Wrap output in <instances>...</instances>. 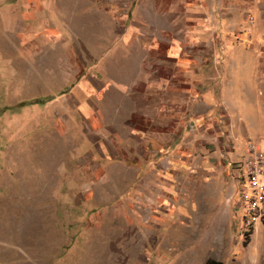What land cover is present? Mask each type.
<instances>
[{"label": "rangeland", "instance_id": "rangeland-1", "mask_svg": "<svg viewBox=\"0 0 264 264\" xmlns=\"http://www.w3.org/2000/svg\"><path fill=\"white\" fill-rule=\"evenodd\" d=\"M187 9L256 62L233 114L217 101L162 149L128 106ZM247 140L264 152V0H0V264H264V220L244 229L236 197Z\"/></svg>", "mask_w": 264, "mask_h": 264}, {"label": "crops", "instance_id": "crops-1", "mask_svg": "<svg viewBox=\"0 0 264 264\" xmlns=\"http://www.w3.org/2000/svg\"><path fill=\"white\" fill-rule=\"evenodd\" d=\"M160 15L161 13L158 12V16ZM175 20L184 21H181L183 27L180 30L178 27L174 28L176 35L167 42L168 53L164 54L166 58L147 57L139 64H143L145 68L154 66L156 69L169 65L172 74L161 75L156 73V69L145 74L142 92L138 93L136 101L130 100L127 112L138 115L140 124L143 123L141 132L146 143L151 141L150 145L160 146L162 149L166 148V145L172 146L179 133L186 130L188 123L186 118L189 119L190 116L201 111H210L217 101L229 115L233 114L232 110L238 108V104L230 93L233 92L232 89L234 90L233 87L237 82L235 74L239 63L245 64L249 60L251 64L253 61L256 62L252 47L248 45L245 47L226 42L221 47L216 48L214 45V48H211L209 42L211 36H218L224 31V24L218 20L214 22L212 12L187 9L185 12L177 13ZM153 29L155 30L154 27ZM177 30L180 32L178 33ZM155 34L150 36L147 47L154 44ZM158 38L162 39V36ZM195 47L200 49L195 50ZM149 50L147 48L145 54ZM183 50L185 55L181 56L180 52ZM211 50L221 58L217 64L210 63ZM237 55L241 56V61H238ZM122 63L123 67L130 64L126 59H122ZM228 73L229 76L231 75L229 81L225 79ZM212 83L215 84V89L210 87ZM168 122H174V127L169 125L171 129L167 137V133H164L161 127L168 125ZM148 124L153 125V128H149ZM167 139H171L172 142L166 141ZM170 185L168 182L165 188L170 190Z\"/></svg>", "mask_w": 264, "mask_h": 264}, {"label": "built area", "instance_id": "built-area-1", "mask_svg": "<svg viewBox=\"0 0 264 264\" xmlns=\"http://www.w3.org/2000/svg\"><path fill=\"white\" fill-rule=\"evenodd\" d=\"M235 162H241V170H235V175L236 171L244 172V180H235V186L240 222L246 229L264 220V152L247 140ZM242 206H250L249 215H242Z\"/></svg>", "mask_w": 264, "mask_h": 264}, {"label": "trees", "instance_id": "trees-1", "mask_svg": "<svg viewBox=\"0 0 264 264\" xmlns=\"http://www.w3.org/2000/svg\"><path fill=\"white\" fill-rule=\"evenodd\" d=\"M44 102V100L40 99V98H34L32 100H29V101H24V102H21L20 105H27V104H42ZM206 264H220V262L218 261H214V260H210L208 261Z\"/></svg>", "mask_w": 264, "mask_h": 264}, {"label": "bare ground", "instance_id": "bare-ground-1", "mask_svg": "<svg viewBox=\"0 0 264 264\" xmlns=\"http://www.w3.org/2000/svg\"><path fill=\"white\" fill-rule=\"evenodd\" d=\"M248 212H249V214H250V206H248ZM248 215V214H247Z\"/></svg>", "mask_w": 264, "mask_h": 264}]
</instances>
